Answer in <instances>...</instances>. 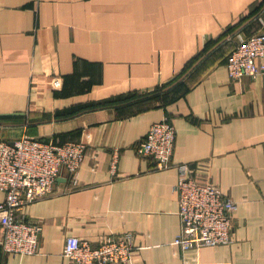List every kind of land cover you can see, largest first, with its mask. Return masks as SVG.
<instances>
[{"label": "crops", "instance_id": "0c3cea01", "mask_svg": "<svg viewBox=\"0 0 264 264\" xmlns=\"http://www.w3.org/2000/svg\"><path fill=\"white\" fill-rule=\"evenodd\" d=\"M261 31L264 0H0V138L87 146L76 180L64 169L22 211L42 225L40 251L5 252L0 224V264H76L68 236L125 233L137 248L120 264H264V74L226 65ZM165 118L177 135L158 169L136 145ZM182 163L236 201L231 244L174 243Z\"/></svg>", "mask_w": 264, "mask_h": 264}, {"label": "built area", "instance_id": "2783aa9c", "mask_svg": "<svg viewBox=\"0 0 264 264\" xmlns=\"http://www.w3.org/2000/svg\"><path fill=\"white\" fill-rule=\"evenodd\" d=\"M260 61H263L260 63ZM229 76L241 79L264 74V31L240 42L226 61ZM49 84L63 86V77L54 75ZM177 130L172 119L151 124L136 145L141 157L152 158L158 169L172 165ZM87 146L83 141L55 143L24 134L12 141L0 138V202L2 246L10 254H35L41 249L42 225L22 215L26 205L48 196L65 169L76 180ZM119 152L112 156L110 170L117 172ZM176 184L179 194L181 229L174 243L183 250L233 242L235 200L213 182H199L186 163L179 165ZM133 235L105 236L96 243L70 235L64 255L76 264H120L133 258L136 249Z\"/></svg>", "mask_w": 264, "mask_h": 264}]
</instances>
